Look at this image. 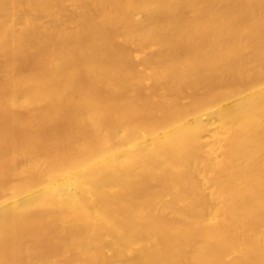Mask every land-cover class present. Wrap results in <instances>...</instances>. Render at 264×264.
<instances>
[{
  "label": "bare ground",
  "instance_id": "obj_1",
  "mask_svg": "<svg viewBox=\"0 0 264 264\" xmlns=\"http://www.w3.org/2000/svg\"><path fill=\"white\" fill-rule=\"evenodd\" d=\"M0 264H264V0H0Z\"/></svg>",
  "mask_w": 264,
  "mask_h": 264
}]
</instances>
